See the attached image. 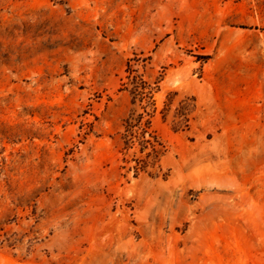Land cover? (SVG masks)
I'll return each instance as SVG.
<instances>
[{
	"label": "rangeland",
	"instance_id": "obj_1",
	"mask_svg": "<svg viewBox=\"0 0 264 264\" xmlns=\"http://www.w3.org/2000/svg\"><path fill=\"white\" fill-rule=\"evenodd\" d=\"M0 264H264V0H0Z\"/></svg>",
	"mask_w": 264,
	"mask_h": 264
},
{
	"label": "trees",
	"instance_id": "obj_2",
	"mask_svg": "<svg viewBox=\"0 0 264 264\" xmlns=\"http://www.w3.org/2000/svg\"><path fill=\"white\" fill-rule=\"evenodd\" d=\"M128 82L124 83L127 89L132 94V102L136 104L139 102L145 105H142V108L145 109L150 118L142 126L143 113H140L137 122H134L131 117H127L125 120L126 129L123 135L124 138V148L126 150L131 149L135 144V138L139 140L141 145L139 152L144 153V157L135 158V165L133 168L138 174L140 171L146 170L147 166H153L158 161L161 155L164 153V144L160 140L159 136L156 134V131H150L152 127L151 118L155 116L157 112V102L154 98V88L144 79L143 74H139L136 69L132 68V65H129V75ZM132 85L131 89H128L127 85ZM149 109V111H147ZM138 127V129H135ZM140 130V131H139ZM146 135H149L147 138Z\"/></svg>",
	"mask_w": 264,
	"mask_h": 264
}]
</instances>
